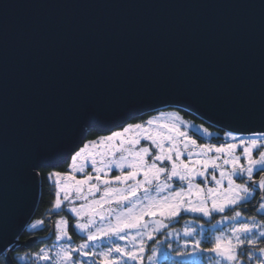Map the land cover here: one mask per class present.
I'll list each match as a JSON object with an SVG mask.
<instances>
[{"label":"snow or ice","instance_id":"6c2138e0","mask_svg":"<svg viewBox=\"0 0 264 264\" xmlns=\"http://www.w3.org/2000/svg\"><path fill=\"white\" fill-rule=\"evenodd\" d=\"M246 7L259 8L264 36V0ZM8 43L5 21L0 264H16L18 249L37 240L42 246L20 256L28 264H264V65L258 103L216 102L203 93L223 94L219 78L199 62L167 64L151 48L138 56L125 46L68 54L50 91L36 90L34 117L10 145ZM186 100L205 107L207 123L226 122L222 136L158 110ZM38 180L51 185L50 203L27 227H46L51 244L21 228L26 197L16 194Z\"/></svg>","mask_w":264,"mask_h":264},{"label":"water","instance_id":"95a60500","mask_svg":"<svg viewBox=\"0 0 264 264\" xmlns=\"http://www.w3.org/2000/svg\"><path fill=\"white\" fill-rule=\"evenodd\" d=\"M250 3L259 0H0V23L6 21L9 28V144L34 117L36 90L50 91L66 55L88 50L125 46L142 56L151 48L153 58L167 64L183 57L218 76L223 94L205 90L208 99L243 102L251 97L258 103L264 36L259 8L246 7ZM4 4L9 5L6 13ZM179 109L208 121L200 103L186 100ZM208 124L226 129L224 121ZM16 195L26 197L23 232L36 209L40 180ZM44 239L49 242L50 235Z\"/></svg>","mask_w":264,"mask_h":264},{"label":"trees","instance_id":"16d2710c","mask_svg":"<svg viewBox=\"0 0 264 264\" xmlns=\"http://www.w3.org/2000/svg\"><path fill=\"white\" fill-rule=\"evenodd\" d=\"M154 113H151L150 115H146V116H143V118H148L149 116L153 115ZM180 114H183L185 117L189 118V120L193 123H197V124H201L202 122L201 121H198V119L196 117H194L193 115H190V114H187L183 111L180 112ZM204 125L206 127L207 124L204 123ZM210 131H213V132H219L220 134H222L223 132H220L218 131L217 129H211L210 127H208ZM52 191V187L51 185H46L44 183V181L41 180V188H40V197H39V203L37 205V208L35 210V213L33 215V220L35 219H40V218H43L44 215L46 214L47 212V207L50 203V193ZM248 214L251 215L252 212H251V209L248 210ZM33 232H35L39 237H43L45 235H48V231H47V228L45 227L44 229H36L35 231H26L24 233L26 234H32ZM27 239V235H24L22 236V241L23 242L24 240ZM36 245L35 244H32V247L29 248L28 250H31V251H34L36 249ZM26 250L25 248H21L20 249V252L21 251H24ZM19 251V250H18Z\"/></svg>","mask_w":264,"mask_h":264},{"label":"bare ground","instance_id":"6f19581e","mask_svg":"<svg viewBox=\"0 0 264 264\" xmlns=\"http://www.w3.org/2000/svg\"><path fill=\"white\" fill-rule=\"evenodd\" d=\"M164 109H168V110H173V111H179V114H180V112H181V110L180 109H177V108H175V107H173V108H163V109H158V110H164ZM157 111V110H156ZM184 112V111H183ZM185 113H187V112H185ZM187 114H189V113H187ZM147 115H150V113L149 114H147ZM181 116H182V118L183 119H185V120H188V121H190L189 120V118H187V117H185L183 114H180ZM191 115V114H190ZM194 117H196L197 119H198V121H201V122H204L205 124H207V126L208 127H210L211 129H216V127H214V126H212V125H210V124H208V123H206L203 119H201L200 117H197V116H194ZM194 124H197V123H194ZM218 131H220V132H223V130H220V129H217ZM210 131V130H209ZM223 134V133H222ZM222 134H220L221 136H222ZM40 188H41V180H40ZM40 197V196H39ZM38 203H39V199H38V201H37V205H38ZM37 205H36V208H37ZM36 210V209H35ZM34 213H35V211L33 212V215H34ZM33 215H32V217L30 218V220L28 221V223L27 224H29V222L31 221H33ZM27 224H26V226H25V228H24V230H23V233L24 232H26V228H27ZM48 235H50V238L53 240L54 239V237H52L51 236V234L48 232L47 233ZM45 236H47V235H45ZM45 236H43V238L45 237ZM52 240H50L48 243L49 244H51L53 241ZM52 241V242H51ZM80 242V238H79V234H76V235H74V238H73V241H72V243H79ZM35 245L36 246H39V245H41L40 243H35ZM26 250H24V251H21L20 252V249H18L19 251H18V253H19V255H17L16 256V264H19L18 263V261H17V258H20V256H24L25 255V253L26 252H31V250H28L29 248H27V247H24ZM162 264H168V262L167 263H162Z\"/></svg>","mask_w":264,"mask_h":264},{"label":"rangeland","instance_id":"374dc122","mask_svg":"<svg viewBox=\"0 0 264 264\" xmlns=\"http://www.w3.org/2000/svg\"><path fill=\"white\" fill-rule=\"evenodd\" d=\"M163 111H168V112H172L173 110L171 109V110H168V109H164ZM151 113H154V114H156V110L155 111H153V112H151ZM150 113V114H151ZM153 114V115H154ZM146 116V115H145ZM181 116V115H180ZM182 117V116H181ZM183 119V118H182ZM185 120V119H184ZM186 122H189V123H193V122H191V121H188V120H185ZM194 124V123H193ZM210 132H212L213 133V135H215L216 134V132H213V131H210ZM204 139H211L210 137H204ZM213 142H218V141H216V140H213ZM186 219H190V217L189 216H185V218L183 219V220H180L178 223H175L173 226L176 228V229H178V230H182L183 229V227L185 226V220ZM29 223H31V221L29 222ZM36 230V229H35ZM34 229H31V228H29V227H27L26 228V231H35ZM165 231H168L167 229L165 230ZM54 240V239H53ZM101 245H103V242H101ZM159 247H163L162 245L161 246H159ZM17 261H18V263L19 264H28V258L26 257L24 260H21L20 258H17ZM168 261L167 260H164L163 258H161V260H160V264H162V263H167ZM145 264H147V261H145Z\"/></svg>","mask_w":264,"mask_h":264},{"label":"flooded vegetation","instance_id":"af4514ba","mask_svg":"<svg viewBox=\"0 0 264 264\" xmlns=\"http://www.w3.org/2000/svg\"><path fill=\"white\" fill-rule=\"evenodd\" d=\"M52 241H53V240H52ZM52 241H51V242H52ZM39 246H42V245H39Z\"/></svg>","mask_w":264,"mask_h":264}]
</instances>
